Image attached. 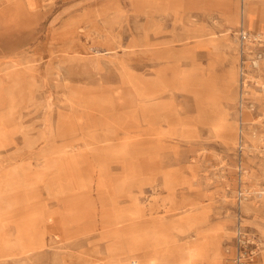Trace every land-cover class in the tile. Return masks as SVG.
I'll return each instance as SVG.
<instances>
[{"label": "rangeland", "instance_id": "374dc122", "mask_svg": "<svg viewBox=\"0 0 264 264\" xmlns=\"http://www.w3.org/2000/svg\"><path fill=\"white\" fill-rule=\"evenodd\" d=\"M239 250L264 264V0H0V264Z\"/></svg>", "mask_w": 264, "mask_h": 264}, {"label": "built area", "instance_id": "2783aa9c", "mask_svg": "<svg viewBox=\"0 0 264 264\" xmlns=\"http://www.w3.org/2000/svg\"><path fill=\"white\" fill-rule=\"evenodd\" d=\"M235 264H248L247 253L245 250H239L235 255Z\"/></svg>", "mask_w": 264, "mask_h": 264}, {"label": "bare ground", "instance_id": "6f19581e", "mask_svg": "<svg viewBox=\"0 0 264 264\" xmlns=\"http://www.w3.org/2000/svg\"><path fill=\"white\" fill-rule=\"evenodd\" d=\"M27 1V0H26ZM31 2H34V1H31ZM33 5V4H32ZM256 65H258V61H256ZM121 67V66H120ZM122 68V67H121ZM97 186H98V184H97ZM151 202H152V200H151ZM151 202H149V203H151ZM157 203V205L159 204V202H156ZM146 205H148V203L146 204ZM145 206V205H144ZM149 206V205H148ZM147 207V206H146ZM151 207V206H150ZM147 208H149V207H147ZM3 210V209H2ZM15 229V228H14ZM16 230V229H15ZM239 231V230H238ZM131 262V261H130ZM159 263H161V262H159ZM185 263V262H184ZM181 264V263H180Z\"/></svg>", "mask_w": 264, "mask_h": 264}]
</instances>
